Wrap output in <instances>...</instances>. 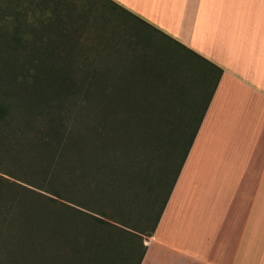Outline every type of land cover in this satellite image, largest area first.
Returning <instances> with one entry per match:
<instances>
[{"label":"trees","instance_id":"1","mask_svg":"<svg viewBox=\"0 0 264 264\" xmlns=\"http://www.w3.org/2000/svg\"><path fill=\"white\" fill-rule=\"evenodd\" d=\"M35 3L40 7L38 18H25L20 25L25 28L24 32H20L19 27L13 32L1 31V42L2 39L3 42L7 40L5 35L8 33L10 43H4L21 65L22 74L18 76L22 81L28 79L41 89L50 88L55 82L84 84V106L87 109L84 113V147L87 148L81 153L75 148L58 149L61 140L55 138L58 135L56 125L50 120L51 131L46 137L34 135L32 140L7 143L6 146L5 138H0L3 142L0 147L11 159V164L3 172L64 201L77 202L91 213L67 210L70 207L68 204L62 205L51 195L30 190L17 180L0 176V264H57L48 254L27 250V244L18 242L9 246L2 240L6 218L15 216V212L6 205L15 201L21 208L24 203L22 195L26 191L37 194L34 202L38 207L34 209V216L30 213L32 209H16L17 219L24 222L22 216L27 220L36 218L38 229L35 237L41 238L40 241L45 238L48 242L55 240L63 251L62 254L58 252V264H84V251L87 259L100 264L101 260L93 259L94 256H103L105 252L113 260L116 255L109 247L103 248L102 240L109 244L122 240L130 242L131 231L127 228L134 229L131 223L143 216L148 219L147 213L160 202L167 188L159 212L155 213V221L159 217L212 95L218 74L208 95L192 100L191 90L182 81L183 76L189 77L186 65L181 60L174 61L177 49L170 50L172 57L158 51L140 52L136 50L134 41L123 38L117 31H111L110 38L100 34L96 39L88 36L84 59L76 62L74 46L79 45L77 39L80 33L76 37L70 36L67 24L61 18L74 17L78 26L73 24V30L82 32L91 30L88 15L68 0H35ZM94 49L96 58L92 56ZM79 72L82 76L78 77ZM35 102L31 101L32 104ZM7 110L6 106H0L4 115ZM23 121L18 120L17 129L34 124L31 120ZM16 135L14 133V137ZM23 158L29 159L25 170L15 163ZM57 177H67L73 182L84 180V204L62 193ZM5 196H10L11 200H6ZM50 202L58 204V207L52 210ZM25 204L34 207L33 201ZM133 211L135 214H132ZM92 212L120 226L110 224ZM107 224L113 229L103 237L100 230ZM28 231L32 233L31 229ZM121 231L128 236H121ZM42 244L47 245L45 242ZM130 249L133 251V248ZM7 253L15 257L7 261ZM143 253L144 250L139 261Z\"/></svg>","mask_w":264,"mask_h":264},{"label":"crops","instance_id":"2","mask_svg":"<svg viewBox=\"0 0 264 264\" xmlns=\"http://www.w3.org/2000/svg\"><path fill=\"white\" fill-rule=\"evenodd\" d=\"M107 1L218 74L139 264H264V0Z\"/></svg>","mask_w":264,"mask_h":264},{"label":"rangeland","instance_id":"3","mask_svg":"<svg viewBox=\"0 0 264 264\" xmlns=\"http://www.w3.org/2000/svg\"><path fill=\"white\" fill-rule=\"evenodd\" d=\"M68 1L72 4L74 3L80 9H83L84 13L88 15L90 21L89 24L91 26V30H83L82 32L74 31L73 24L78 26L77 21L73 20L74 17L61 18L67 24L66 28L70 36L76 37L80 33V36H78L79 38H76L79 42V45L74 46V52L77 56L76 62L80 63V59H84V50L87 49L88 44V40L86 38L88 36L96 39L97 35L100 34L101 37L108 36V38H110L112 36L111 31H117L121 34V36H123V38L134 41L136 50L140 52L149 51L151 53H155L158 51L167 57H172L170 56L172 54L171 51L177 49L175 52H177L178 55L177 53L174 54V61L181 60L183 61V65H186L185 69L187 70L186 73L189 75V77L183 76L184 78L182 77V81L183 84L186 85V88L191 90L190 97H192V100L197 101V99H200V96L205 97L210 92V89L216 78L215 69H213L204 60L191 53L189 50L183 49L179 45L175 44L173 40L167 38L161 32L151 28L139 20L134 19L131 14L122 10L114 3L108 2L107 0ZM39 10L40 7L35 3V0H0V32L9 30L10 32H13L14 30L17 31L18 27L20 32H24L25 30L23 29L25 28L23 26L20 27V25L25 22V18H28V20H35L38 18ZM50 32L53 31L50 30ZM34 33L37 34V32ZM5 38L7 40H4V42L10 43L11 39L8 33L5 35ZM4 42L3 39L1 42L0 38V106H6L8 109L5 115L4 113L0 112V138H5L4 145L6 146L7 143L15 144V142H20L22 140H32L34 135L46 137L47 134H50L48 132L51 131V129H49V123L51 120V122L56 125L55 126L51 123L53 127H56V132L58 134L55 138L61 140L58 149L73 150V148H75L78 149L80 153L82 151L84 152V148H87V146L84 147V113L87 111L86 106H84V84L76 83L70 85L69 83L55 82L52 87L41 89L39 87L36 88V86L29 82L28 79L27 81H22V79L18 76L22 74V72H20L21 65L18 62V59H15L9 53V50L6 49L8 47ZM129 49L130 48H125V50ZM92 53V56H95L96 58L95 49L92 50ZM85 61L86 59L84 60L86 67L88 65H86ZM183 65L180 67L184 69ZM80 72L78 73V77L82 76L80 75ZM32 100H36V102L32 104ZM203 102L204 101L202 100L201 104ZM18 120H31V122H34V124H26L25 127H20L17 129ZM14 129L17 130L14 131ZM14 133L15 135L17 134L16 137H14ZM8 138L10 140H8ZM1 144H3L2 141H0V145ZM52 144L55 145L56 143ZM3 149V147H0V176L9 180H17L3 172L6 171L7 165L11 164V159L5 155ZM1 156L6 160H2L3 158ZM28 161L29 159L23 158L17 160L15 163H18V165H20V167L25 170V167L28 165L25 163ZM57 178V184L62 187V190H60L62 193H64L66 196H71L72 198L81 200V203L84 204V180L73 182L67 177ZM17 181L30 190L39 191L42 192V194H47L49 196L51 195L54 199L60 200L62 205L64 203L68 204L70 209L66 208L67 210H80L83 213H91L90 210L84 209V206L77 202L72 203L64 201L55 195L40 190L39 188L27 184L26 182L20 180ZM165 193L166 192L164 190V195ZM164 195H162L160 198V202L155 204L152 211L150 210V212L147 213L148 219L143 216L140 220L131 223V226L134 229L127 228L131 231V236H129L131 238L130 242H127V240H122V243L114 242L109 244L106 243L107 241L102 238L103 248L109 247L111 249V253L116 254L113 260H111V258L107 256L105 252L103 256H94L93 259L101 260L100 264H137L139 262L141 251L144 250L145 241H148L149 239L148 235L150 234L151 228L155 222V213L158 214L161 203H163ZM5 197L6 200H11L10 196ZM34 197L37 198V194L35 192L26 191L22 195L24 203L21 205V208L32 209L30 211L32 216L35 215L34 209L38 207V205L34 202ZM29 201H33V208L25 204V202ZM50 203L48 204L52 207V210L54 207H58V204H53V202ZM15 205V201L10 202L9 205H6L10 208V210H12V212H15L13 213L15 216H8L6 218L5 229L3 230L1 236L3 242L9 246H11L12 243L18 242L19 244H27V250H32L39 254H48L51 260L58 264V259L60 256L58 252H61L62 254L63 251H60L56 241L51 240L48 242L47 238L40 241L39 239L41 238L35 237L37 235L38 229L36 218L31 217V220H27L24 218V216H22L21 219L24 222H20L19 219H17L18 213L16 212V209L19 210L21 208L17 205L16 207ZM28 205L33 204L28 203ZM62 205L59 204L61 207ZM106 209H108V207H106ZM134 212L135 211H133L132 214H135ZM92 214L107 220V222H110V224H116L114 221H110V219L107 217L95 214L93 212ZM85 216L86 215H84V217ZM110 224L103 225V230H100L101 236L105 237L109 230L113 229ZM25 225L27 226L26 231ZM116 225L120 226L118 223ZM19 227H21V230ZM30 229L32 230V233L28 231ZM30 234L31 236H29ZM120 235H126V232L121 231ZM33 238H35V240H32ZM44 242L47 245L42 244ZM33 246L35 250H33ZM130 248H133V251H131ZM14 257V254L7 253L5 260L8 261ZM64 259L66 260V258ZM91 260L87 259L84 251V264H97L95 263L96 260ZM153 264H164V262L159 258L155 260Z\"/></svg>","mask_w":264,"mask_h":264},{"label":"snow or ice","instance_id":"4","mask_svg":"<svg viewBox=\"0 0 264 264\" xmlns=\"http://www.w3.org/2000/svg\"><path fill=\"white\" fill-rule=\"evenodd\" d=\"M124 2V0H121V3H123Z\"/></svg>","mask_w":264,"mask_h":264}]
</instances>
